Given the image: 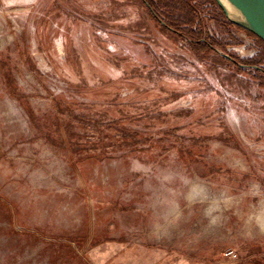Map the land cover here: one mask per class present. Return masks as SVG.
I'll list each match as a JSON object with an SVG mask.
<instances>
[{"label": "rangeland", "instance_id": "obj_1", "mask_svg": "<svg viewBox=\"0 0 264 264\" xmlns=\"http://www.w3.org/2000/svg\"><path fill=\"white\" fill-rule=\"evenodd\" d=\"M0 264H264V40L217 0H0Z\"/></svg>", "mask_w": 264, "mask_h": 264}, {"label": "water", "instance_id": "obj_2", "mask_svg": "<svg viewBox=\"0 0 264 264\" xmlns=\"http://www.w3.org/2000/svg\"><path fill=\"white\" fill-rule=\"evenodd\" d=\"M219 4L224 8L220 0H217ZM237 5L241 8V10L246 14L249 18L251 26H246L242 23L237 22L253 32L254 34L258 35L260 38L264 40V0H234ZM226 13L228 14L227 10L224 8Z\"/></svg>", "mask_w": 264, "mask_h": 264}, {"label": "bare ground", "instance_id": "obj_3", "mask_svg": "<svg viewBox=\"0 0 264 264\" xmlns=\"http://www.w3.org/2000/svg\"><path fill=\"white\" fill-rule=\"evenodd\" d=\"M224 8L227 10L228 15L235 21L242 23L246 26H251L249 18L241 10L234 0H220Z\"/></svg>", "mask_w": 264, "mask_h": 264}]
</instances>
